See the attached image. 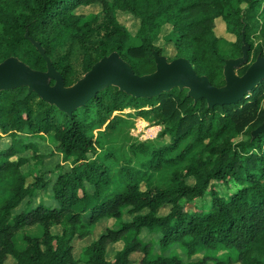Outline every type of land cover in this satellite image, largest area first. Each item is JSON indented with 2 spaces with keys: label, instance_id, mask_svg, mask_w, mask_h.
Listing matches in <instances>:
<instances>
[{
  "label": "trees",
  "instance_id": "1",
  "mask_svg": "<svg viewBox=\"0 0 264 264\" xmlns=\"http://www.w3.org/2000/svg\"><path fill=\"white\" fill-rule=\"evenodd\" d=\"M90 4L104 8L96 26L92 21L82 24L75 13L80 5ZM115 8L141 20L139 45L130 46L131 33L117 20ZM218 18L237 36L230 58L242 57L245 43L250 45V63L264 56V0H0V62L15 56L47 71V60L33 38L43 45L66 86L114 52L137 74H150L157 69L155 52L162 54L155 41L163 26L171 24L168 40L175 44L177 58H188L197 74L221 87L228 58L215 32ZM68 43L82 54L83 76L67 60L68 53L59 52ZM246 70L247 65L238 74ZM246 96L238 103L211 107L205 98L190 97L186 88L138 97L110 85L68 113L27 85L0 91V131L12 137L0 153V264L11 256L17 264H78L72 241L91 236L101 219H121L126 211L133 215L131 221L108 229L83 250L89 264H133L134 252L143 253L140 264H228L209 254L190 263L175 253L154 256L153 245L138 237L108 259L112 244L144 228L159 229V244L166 249L179 245L190 256L227 249L237 254L229 262L264 264V133L253 135L264 122V80ZM129 107L162 126L158 137L106 147L92 129ZM121 120L114 117L107 126ZM20 133L30 135L24 139ZM48 136L58 143L64 160L72 159L71 169H47V155L37 139ZM28 150L32 153L25 155ZM98 154L101 161L94 159ZM52 179L57 207L14 213ZM229 180L241 188L225 197L214 186ZM208 191L209 209L190 212L185 202L202 199ZM36 224L43 227L41 235L25 230ZM54 227L61 228L60 235Z\"/></svg>",
  "mask_w": 264,
  "mask_h": 264
},
{
  "label": "rangeland",
  "instance_id": "2",
  "mask_svg": "<svg viewBox=\"0 0 264 264\" xmlns=\"http://www.w3.org/2000/svg\"><path fill=\"white\" fill-rule=\"evenodd\" d=\"M109 2H113L114 0H108ZM245 7V4L243 5ZM242 6V7H243ZM103 5L101 4H90V5H80L77 9H75V13L81 17V23L84 24L88 21L94 22V26L98 25V22L104 17ZM115 15L117 20L125 26L129 32L131 33V42L130 46L132 45H139L140 43V27H141V20L134 16L133 14L122 11L118 8H115ZM216 28L215 32L220 40V46L222 52L225 56L230 59L231 50L233 49V45L237 40V36L230 30L228 23L223 18H218L216 21ZM171 24H166L163 26L159 37L156 39L155 44L158 47L162 48V54L165 55L169 61H172L177 58V51L175 48V44L168 40V36L171 32ZM3 33V27L0 26V36ZM59 52L61 53H68L67 60L70 64L76 69L77 74L79 76L84 75L83 70V61H82V54L78 47L68 43L65 47L60 48ZM261 56V55H260ZM252 61V57L250 56V60L244 66L247 65V69ZM243 67V66H242ZM240 68H236L238 72ZM247 71V70H246ZM264 80V79H263ZM188 89V88H186ZM189 92V89H188ZM251 93H249L246 97H249ZM249 99V98H247ZM264 107V104H263ZM151 108V107H149ZM57 118L61 119L62 115L59 111L56 112ZM114 117H120L122 120L115 125V127H108L110 120ZM95 121L96 119H93ZM162 130V126L153 125L152 116H143L139 113L138 109L134 108H126L123 111H116L113 113L111 118L107 121V123L103 126L98 128V125L95 124L94 128L92 129L95 138L102 139V142L106 147L110 148H119L120 146H128L134 140H151L156 139ZM30 134H22L20 133L21 138H27ZM37 142L40 144L43 153L47 155L45 165L47 169H53L59 167V165L64 167V169H71L72 159L69 161L64 160V156L62 153L58 151V143L51 138L50 136L46 137V140L37 139ZM12 143V137L8 134H3L0 136V153L4 151L7 147H9ZM22 152H20L21 154ZM32 152L28 150L25 155H30ZM94 159L101 161L103 159V155L98 154L94 157ZM44 166H35L36 169L40 170ZM33 177L29 178V181H32ZM53 179L48 182V186L39 189L33 197L26 200L14 213H20L24 209H28L31 205H42L45 207L53 208L57 207L58 203L54 200V196L52 193V185ZM189 182H194L193 179H189ZM214 188L219 191L222 196L231 197L234 193H236L241 186L236 183L234 180H229L227 182H215ZM186 207L190 212H193L196 208L203 209L204 211L209 209V206L212 204V196L211 192L208 191L206 196L202 199H197L193 202H185ZM168 208L164 209L163 212L167 211ZM126 211V210H125ZM133 215L126 211V214L123 218H103L101 219L95 228L94 233L83 239L79 240L75 238L72 241V244L75 247L74 254L75 258L78 261V264H89L87 258L82 255V252L85 248L90 246L92 243L99 240V238L108 230V229H118L121 228L125 222L131 221ZM26 231L32 233V235H41L43 233V227L40 224L27 226L25 228ZM54 234L60 235L61 228L54 227L53 230ZM163 233L159 230H150L148 228H144L142 232L138 235H135L134 232L128 233L126 237L120 240L117 243L112 244L107 251V257L109 260L113 259L117 253L124 249L128 243L132 242L135 237H138L140 241L144 244H152L153 245V252L152 255L163 254V255H171V254H179L187 263L197 261L202 259L206 255H213V257H217L219 260L228 262V264H238L235 262H229L231 258H235L237 254L232 250L222 249L219 251L213 252H206L201 251L192 256L187 254V251L180 247L179 245H174L171 248H163L159 244V240L162 238ZM143 257L142 252H134L131 255V259L134 261L133 264H140V260ZM212 264L215 261L211 262ZM6 264H17L16 260L11 256Z\"/></svg>",
  "mask_w": 264,
  "mask_h": 264
},
{
  "label": "water",
  "instance_id": "3",
  "mask_svg": "<svg viewBox=\"0 0 264 264\" xmlns=\"http://www.w3.org/2000/svg\"><path fill=\"white\" fill-rule=\"evenodd\" d=\"M31 40L47 60V71L33 69L18 57H9L0 62V91L27 85L31 92L36 91L44 100L68 113L110 85L138 97L157 96L174 87L188 88L190 97L196 100L205 98L212 107L238 103L264 79V56H258L243 75L236 71L250 60V45L245 43L242 57L227 59L224 69L226 84L221 87L213 85L207 76L197 74L188 58L169 61L159 52H155L157 69L153 73L137 74L130 63L114 52L97 62L76 84L66 86L63 75L53 65L43 45L33 38ZM261 133H264V122L253 135Z\"/></svg>",
  "mask_w": 264,
  "mask_h": 264
},
{
  "label": "crops",
  "instance_id": "4",
  "mask_svg": "<svg viewBox=\"0 0 264 264\" xmlns=\"http://www.w3.org/2000/svg\"><path fill=\"white\" fill-rule=\"evenodd\" d=\"M0 135H3L1 131H0ZM52 193H53V188H52ZM55 201H56V200H55ZM38 206H40V205H31L29 208L32 209V208H36V207H38ZM30 209H28V210H30ZM24 210H25V209H24Z\"/></svg>",
  "mask_w": 264,
  "mask_h": 264
}]
</instances>
